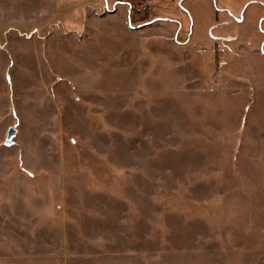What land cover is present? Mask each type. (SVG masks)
Here are the masks:
<instances>
[{"label":"rangeland","instance_id":"obj_1","mask_svg":"<svg viewBox=\"0 0 264 264\" xmlns=\"http://www.w3.org/2000/svg\"><path fill=\"white\" fill-rule=\"evenodd\" d=\"M0 264H264V0H0Z\"/></svg>","mask_w":264,"mask_h":264},{"label":"water","instance_id":"obj_2","mask_svg":"<svg viewBox=\"0 0 264 264\" xmlns=\"http://www.w3.org/2000/svg\"><path fill=\"white\" fill-rule=\"evenodd\" d=\"M14 134H15V130H13V129L8 130V132H7V143L14 136Z\"/></svg>","mask_w":264,"mask_h":264},{"label":"built area","instance_id":"obj_3","mask_svg":"<svg viewBox=\"0 0 264 264\" xmlns=\"http://www.w3.org/2000/svg\"><path fill=\"white\" fill-rule=\"evenodd\" d=\"M141 10H143L144 8L143 7H140Z\"/></svg>","mask_w":264,"mask_h":264}]
</instances>
